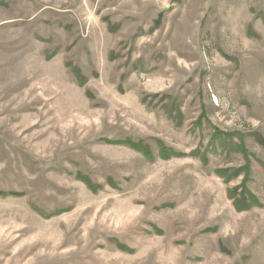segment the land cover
Here are the masks:
<instances>
[{"label":"rangeland","instance_id":"rangeland-1","mask_svg":"<svg viewBox=\"0 0 264 264\" xmlns=\"http://www.w3.org/2000/svg\"><path fill=\"white\" fill-rule=\"evenodd\" d=\"M246 163L264 203V0H0V264H264Z\"/></svg>","mask_w":264,"mask_h":264},{"label":"trees","instance_id":"trees-1","mask_svg":"<svg viewBox=\"0 0 264 264\" xmlns=\"http://www.w3.org/2000/svg\"><path fill=\"white\" fill-rule=\"evenodd\" d=\"M74 75L76 76V79L78 80V83L84 82V79L80 72L73 68ZM232 132L224 133L220 131L219 129L215 128L212 136H211V145L212 146H219L222 150L231 153L232 151H243L244 149L242 147V144H237L232 142ZM112 142V141H109ZM125 144H127L129 147L135 149L136 151L143 154L147 159L153 158V155L151 154V149L143 144L142 142H136V141H130L125 140ZM195 153V152H194ZM193 153V154H194ZM158 155L161 158H168L170 156H178L180 153L175 152L173 150L167 149L165 147H162L158 151ZM248 162V159H247ZM250 165L246 163L245 165H241L238 167H225V168H215L214 173L220 177L225 183H229L234 178L242 176L241 181L238 185L229 187L227 189V197L231 199L232 204L234 208L238 211L247 210L252 206H263L264 203H260L258 199L250 192L248 189L246 183L248 181V176L250 173ZM77 178L83 181L86 186L91 189L92 191H96L100 189L102 186L100 184H96L92 182L88 177L83 176L81 174H77ZM1 194H3L2 191H0ZM120 247H123L120 245Z\"/></svg>","mask_w":264,"mask_h":264}]
</instances>
